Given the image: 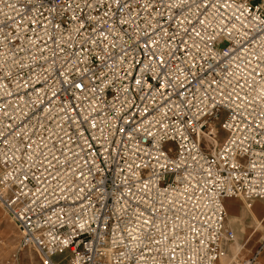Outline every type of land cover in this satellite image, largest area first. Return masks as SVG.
Wrapping results in <instances>:
<instances>
[{
  "label": "built area",
  "instance_id": "built-area-1",
  "mask_svg": "<svg viewBox=\"0 0 264 264\" xmlns=\"http://www.w3.org/2000/svg\"><path fill=\"white\" fill-rule=\"evenodd\" d=\"M230 198L264 201V0H0V205L21 251L220 264Z\"/></svg>",
  "mask_w": 264,
  "mask_h": 264
},
{
  "label": "rangeland",
  "instance_id": "rangeland-1",
  "mask_svg": "<svg viewBox=\"0 0 264 264\" xmlns=\"http://www.w3.org/2000/svg\"><path fill=\"white\" fill-rule=\"evenodd\" d=\"M224 120L225 116L222 117L221 122L218 124V146L220 147L225 143L228 137V133L222 129ZM177 149V145L174 143L165 145V150H171L172 156H175ZM241 204L244 205L246 209L249 208V210L258 209L257 218L261 224L255 223L250 216H246L243 225L239 226L238 223H231L227 217L228 226L236 232L235 243L237 240L242 242L243 230H248L249 244L246 245H249V248L246 249L245 247L237 246L238 248H236L234 252L227 254L223 264H264V201L254 200L246 202L243 200ZM248 204L253 206L249 207ZM20 238L21 234L15 222L0 205V264H40L34 251L20 250ZM67 255L68 253L57 257L55 259L56 262L59 264H69Z\"/></svg>",
  "mask_w": 264,
  "mask_h": 264
},
{
  "label": "crops",
  "instance_id": "crops-1",
  "mask_svg": "<svg viewBox=\"0 0 264 264\" xmlns=\"http://www.w3.org/2000/svg\"><path fill=\"white\" fill-rule=\"evenodd\" d=\"M241 203H243L242 199H231V200H227L225 202V208L227 210V217L229 218L230 222L231 223H238L239 226H242L244 223V218L246 216H250L252 221H254L255 223L261 224V222L257 218V213L259 210L256 208L253 210H249V208L246 209L245 206L242 205ZM227 226H228V224H227ZM229 228H231V227H229ZM235 234H236V232H235ZM246 244H249L248 243V230H243L242 242L237 240V242L234 245H231L232 248H231L230 253L234 252L236 250V248H238V247H245L246 249H248L249 245L247 246ZM243 251H244V249H243ZM224 258L221 259L220 264H223Z\"/></svg>",
  "mask_w": 264,
  "mask_h": 264
},
{
  "label": "bare ground",
  "instance_id": "bare-ground-1",
  "mask_svg": "<svg viewBox=\"0 0 264 264\" xmlns=\"http://www.w3.org/2000/svg\"><path fill=\"white\" fill-rule=\"evenodd\" d=\"M217 146H218V142H217ZM231 199H242V198H230V199H227V200H231ZM227 200H226V201H227ZM242 200H244V199H242ZM226 201H225V202H226ZM224 206H225V204H224ZM248 206H249V207H252L253 205L248 204ZM225 210H226V208H225ZM226 214H227V210H226ZM3 217H4V216H3Z\"/></svg>",
  "mask_w": 264,
  "mask_h": 264
}]
</instances>
